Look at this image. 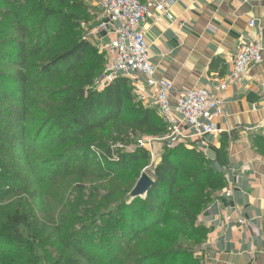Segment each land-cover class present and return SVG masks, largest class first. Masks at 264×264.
<instances>
[{
    "label": "trees",
    "instance_id": "1",
    "mask_svg": "<svg viewBox=\"0 0 264 264\" xmlns=\"http://www.w3.org/2000/svg\"><path fill=\"white\" fill-rule=\"evenodd\" d=\"M94 18L86 0H0V152L4 144L20 146L29 171L36 175L28 182V195H33L32 185L44 183L49 167L58 163L63 172H73L80 184L92 167L110 181L127 174L139 180L150 163L147 149L137 143L131 152L107 149L103 161L92 150L103 148L94 139L95 132L107 131L123 120L128 106L131 118L123 122L139 137L156 138L167 131L158 112L137 101L130 79L119 77L98 89L106 56L87 38ZM56 80L61 84L51 87ZM35 128L38 133L31 138ZM45 130L43 139L48 146L40 145ZM255 147L264 156L263 136L255 137ZM226 149L224 143L218 151L223 167ZM162 155L146 197L131 199L133 187L120 202L109 204L106 235L111 239L120 236L124 248L118 261L110 259L107 264H181L179 258L185 254L174 247L135 253L136 246L161 230L192 239V247L204 246L208 232L198 219L225 188L226 179L196 149L180 146ZM78 156L82 160L75 161ZM3 168L0 162V172ZM15 180L13 184L18 183ZM5 219L0 239H8L17 248L0 254V264H42L39 251L45 246L39 244L40 236L30 231L29 237L22 234L24 228L32 230L30 217L15 212ZM68 240L75 246L64 264H81V258L96 261L87 246L94 240L76 231L70 232ZM199 258L191 256L184 264H204L203 256Z\"/></svg>",
    "mask_w": 264,
    "mask_h": 264
},
{
    "label": "crops",
    "instance_id": "2",
    "mask_svg": "<svg viewBox=\"0 0 264 264\" xmlns=\"http://www.w3.org/2000/svg\"><path fill=\"white\" fill-rule=\"evenodd\" d=\"M86 3L95 14L90 29L95 30L100 8L95 0ZM172 12L174 21L151 12L143 26L157 79L173 84V102L193 89L209 90L224 101V114L215 122L222 132L208 136L203 147L187 146L222 166L218 151L227 144L222 166L226 186L198 219L208 232L203 263L264 264V156L255 147V137H264V56L244 79L232 80L240 48L255 40L264 47V0H177ZM107 29L90 38L101 53L116 39L112 27ZM131 82L137 101L140 93L142 104L156 110V90L142 77ZM223 84L226 89L219 91Z\"/></svg>",
    "mask_w": 264,
    "mask_h": 264
},
{
    "label": "rangeland",
    "instance_id": "3",
    "mask_svg": "<svg viewBox=\"0 0 264 264\" xmlns=\"http://www.w3.org/2000/svg\"><path fill=\"white\" fill-rule=\"evenodd\" d=\"M54 82L50 83L51 87L61 84L60 80ZM130 118L131 112L130 106H128L124 109L122 119ZM123 120L110 126L107 131L95 132L94 139L103 148L95 146L92 150L102 161L104 160L103 154L107 155V149L131 152L134 150V144L144 138L139 137L138 133L135 134ZM47 132L48 130H45L40 137L42 146L50 144L49 142L45 143L43 139ZM37 133L38 128L33 129L31 138ZM9 134L4 137V142L10 136ZM155 145L157 150L161 149L159 143ZM4 146V151L0 152V162L3 163V167L7 171L3 168L0 172V226L5 222V216L8 214L13 215L15 212H19L23 216H29L30 227L33 231L24 228L22 234L29 237L27 231H30L33 236L35 234L40 236L39 244L45 246L44 250L39 251L42 256V264H64L65 256L72 254L75 246V243H69L68 240L72 231L94 240L92 245L87 246L89 249L91 248V254L96 255V261L91 262L81 258L79 259L81 264H107L110 259L118 261L121 258L124 240L120 236L111 239L109 235H106L108 234L106 220L109 212L107 208L115 200L116 203L120 202L124 192L136 186L139 180L135 175H122L114 181H110L109 178L104 179L103 175H100V169L92 167L86 175L85 183L80 184L73 172H63L60 163H58L57 167H49L47 170L49 177L44 183L32 185V197L27 194L26 190H29L28 182L32 179L35 180V173L29 171L26 159L20 152V146L15 144L10 146L4 144ZM162 154L163 152L160 151V160H157L156 163L152 164L150 160L149 166L142 173L146 172L153 178L156 166L161 162ZM79 159L82 160L78 156L75 161ZM14 180L18 183L13 184ZM97 227H101V229L99 230ZM192 245H194L192 239L170 230H161L148 236L134 250L136 254H141L150 249L174 247L175 250L181 249V252L185 254L179 258L181 264H184L191 256L194 258L203 256V247H192ZM16 248L8 239H0V254L15 252Z\"/></svg>",
    "mask_w": 264,
    "mask_h": 264
},
{
    "label": "built area",
    "instance_id": "4",
    "mask_svg": "<svg viewBox=\"0 0 264 264\" xmlns=\"http://www.w3.org/2000/svg\"><path fill=\"white\" fill-rule=\"evenodd\" d=\"M95 1L100 8L99 25L95 30H87V38L90 39L98 30H108L110 26L116 35V39L102 49L106 55V64L97 82L98 89L103 90L119 77L131 81L142 77L149 88L156 90L154 105L167 131L163 136L144 137L137 142L140 147L148 150L152 164L160 160V151L180 146L193 147L196 144L203 147L208 136L221 133L215 122L224 114L222 99L215 97L209 90L193 89L180 93L173 102V84L159 80L156 76L143 26L151 12L174 21L172 11L177 0H147L145 3L140 0ZM249 25L254 27L255 22L250 21ZM263 56L264 47L260 40L242 46L234 59L232 80L244 79L252 67L263 63ZM226 87L227 84H223L218 90L223 91ZM137 96L139 102L145 101L140 93ZM156 143L160 144V150H157ZM226 193L232 196L233 191ZM239 223L243 225L245 221L239 220Z\"/></svg>",
    "mask_w": 264,
    "mask_h": 264
},
{
    "label": "water",
    "instance_id": "5",
    "mask_svg": "<svg viewBox=\"0 0 264 264\" xmlns=\"http://www.w3.org/2000/svg\"><path fill=\"white\" fill-rule=\"evenodd\" d=\"M211 165L217 173H222L223 167L220 166L216 160L211 161ZM154 183V180L146 172H143L136 186L132 190L130 198L136 199L146 197Z\"/></svg>",
    "mask_w": 264,
    "mask_h": 264
}]
</instances>
